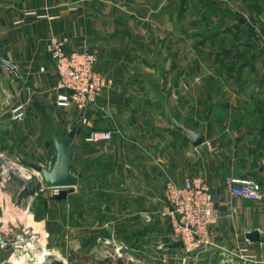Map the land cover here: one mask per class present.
<instances>
[{"label":"crops","instance_id":"crops-1","mask_svg":"<svg viewBox=\"0 0 264 264\" xmlns=\"http://www.w3.org/2000/svg\"><path fill=\"white\" fill-rule=\"evenodd\" d=\"M55 40L95 50L112 80L88 124L57 105ZM0 57L16 68L0 65V264H70L80 245L128 235L158 264H264V0H0ZM19 103L26 116L15 120ZM72 129L79 179L59 200L34 166L52 168ZM91 130L113 135L88 143ZM6 160L23 169L5 173ZM28 175L36 192L19 202ZM230 176L256 180L262 199L232 193ZM186 178L217 202L212 247L197 257L171 243L164 214L166 183Z\"/></svg>","mask_w":264,"mask_h":264},{"label":"built area","instance_id":"built-area-1","mask_svg":"<svg viewBox=\"0 0 264 264\" xmlns=\"http://www.w3.org/2000/svg\"><path fill=\"white\" fill-rule=\"evenodd\" d=\"M57 76V105L63 108H76L82 113V122L88 124L85 114L90 105L95 104L104 91L112 84L104 73L96 67L98 55L93 49L84 47L68 50L66 40L53 41L48 48ZM45 71V67H41ZM15 120L26 116L23 103L12 110ZM111 130H91L85 137L88 143H99L112 137ZM10 161L5 162L4 172L10 168ZM16 168L23 169L13 163ZM43 182V180H42ZM226 184L231 192L250 200L262 199L259 183L249 177L230 176ZM50 188L51 194H59L60 187H50L45 182L42 188ZM168 209L164 212L172 220V242L181 241V248L187 256H199L212 247L209 228L217 220L214 192L204 180L186 178L182 182L168 180L165 186Z\"/></svg>","mask_w":264,"mask_h":264},{"label":"water","instance_id":"water-1","mask_svg":"<svg viewBox=\"0 0 264 264\" xmlns=\"http://www.w3.org/2000/svg\"><path fill=\"white\" fill-rule=\"evenodd\" d=\"M0 65L12 70H16L15 66L11 62L2 57H0ZM178 127L190 137L192 143L195 146H199L205 142V136L202 132H194L193 130L186 128L180 123L178 124ZM74 134L75 129H72L71 132L63 140L56 141V160L52 168L48 169L40 165L34 166L36 172L38 173L37 175L48 186L61 188L59 194L55 196V198L59 200L65 198L69 192L73 191V188L75 187L79 179L77 175H73L70 171L69 143ZM259 145H261V140H259ZM19 179L23 184V187L17 190L20 195L18 201L21 202L23 198H28L35 194L37 182L26 176H20ZM247 236L251 241H258L260 239L258 231L248 232ZM23 239L24 238L21 237V240ZM174 245L181 246L182 242L177 241L174 243Z\"/></svg>","mask_w":264,"mask_h":264},{"label":"rangeland","instance_id":"rangeland-1","mask_svg":"<svg viewBox=\"0 0 264 264\" xmlns=\"http://www.w3.org/2000/svg\"><path fill=\"white\" fill-rule=\"evenodd\" d=\"M14 161L16 162V160ZM26 177L34 180L32 175ZM59 262L62 263L63 261L60 260ZM68 262L70 264H143L148 262L158 264L162 260L157 256H146L137 249L134 237L128 235L123 238L122 242L119 243L118 240V245L112 239L99 240L90 248H83V245H80L75 253L70 254Z\"/></svg>","mask_w":264,"mask_h":264},{"label":"bare ground","instance_id":"bare-ground-1","mask_svg":"<svg viewBox=\"0 0 264 264\" xmlns=\"http://www.w3.org/2000/svg\"><path fill=\"white\" fill-rule=\"evenodd\" d=\"M10 166H15L13 163H10Z\"/></svg>","mask_w":264,"mask_h":264}]
</instances>
